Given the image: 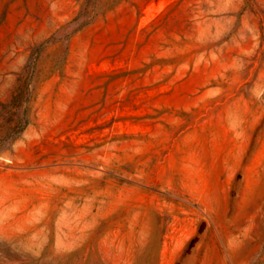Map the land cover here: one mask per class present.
<instances>
[{
    "label": "rangeland",
    "instance_id": "374dc122",
    "mask_svg": "<svg viewBox=\"0 0 264 264\" xmlns=\"http://www.w3.org/2000/svg\"><path fill=\"white\" fill-rule=\"evenodd\" d=\"M0 264H264V0H0Z\"/></svg>",
    "mask_w": 264,
    "mask_h": 264
},
{
    "label": "trees",
    "instance_id": "16d2710c",
    "mask_svg": "<svg viewBox=\"0 0 264 264\" xmlns=\"http://www.w3.org/2000/svg\"><path fill=\"white\" fill-rule=\"evenodd\" d=\"M88 22V21H87ZM87 22H85V23H87Z\"/></svg>",
    "mask_w": 264,
    "mask_h": 264
}]
</instances>
